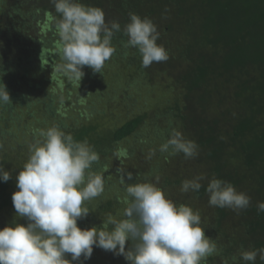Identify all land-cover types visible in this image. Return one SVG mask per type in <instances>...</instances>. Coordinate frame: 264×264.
<instances>
[{
	"label": "trees",
	"instance_id": "obj_1",
	"mask_svg": "<svg viewBox=\"0 0 264 264\" xmlns=\"http://www.w3.org/2000/svg\"><path fill=\"white\" fill-rule=\"evenodd\" d=\"M80 2L103 9L106 21H118L122 29L129 13L151 18L161 33L157 43L165 47L169 59L141 67L138 49H126L128 38L118 32L112 40L116 52L102 72L95 76L84 66L81 81L70 83L57 71L63 63V42L56 27L60 15L49 0H0V83L12 101L0 105V163L11 172V179L0 181V229L27 224L12 202L18 191L16 176L30 154L25 148L37 139L25 136L26 127L47 130L58 125L99 153L92 171L105 180L103 193L85 202L90 212L78 219V227L99 228L109 217L124 218L127 193L114 171L119 167L133 173L126 183H156L159 177L157 186L169 199L199 211L205 235L217 244L216 253L202 264H248L240 253L264 247V213L258 214L256 208L257 202H264V0ZM34 74L36 79H27ZM49 81L56 83L52 92L45 89ZM157 88L155 101L150 94ZM73 90L81 105L76 115L59 108ZM134 95L138 99L129 106L126 102ZM119 102L133 114L110 125L107 113ZM133 105L136 109H131ZM172 129L198 144L197 157L159 151ZM153 149L155 155L148 158ZM199 174L208 178L202 181L204 187L182 193V181ZM213 177L248 194L249 208L237 213L210 206L205 188ZM84 264L129 262L93 247ZM255 264L264 261L257 257Z\"/></svg>",
	"mask_w": 264,
	"mask_h": 264
},
{
	"label": "clouds",
	"instance_id": "obj_2",
	"mask_svg": "<svg viewBox=\"0 0 264 264\" xmlns=\"http://www.w3.org/2000/svg\"><path fill=\"white\" fill-rule=\"evenodd\" d=\"M60 15L56 25L63 42L62 64L57 71L69 79L81 81L84 66L101 73L105 62L115 54L112 44L116 33L127 36L124 47L138 49L141 67L166 62L169 53L158 44L160 31L151 18L129 13L123 29L118 21H106L99 7L85 5L80 0H49ZM12 104L4 83H0V105ZM29 145V158L16 176L18 191L12 202L18 217L27 224H14L0 229V264H84L91 258L93 247L123 256L129 264H202L217 251L215 240L207 237L201 227V215L185 204L177 205L156 183H126L133 173L117 169L127 196L122 219L109 217L102 227L81 229L78 219L89 214L86 201L100 196L105 180L92 171L100 159L87 141H77L73 135L53 125L39 133ZM3 146L0 145V148ZM198 144L172 129L159 151L182 153L185 159L199 155ZM150 150L148 158L155 155ZM11 179V172L0 163V181ZM199 174L182 181V193L199 192ZM210 206L228 208L237 213L249 208L251 197L221 178H211L205 188ZM257 212L264 213V202H257ZM111 225V229L107 228ZM130 246L126 248V243ZM71 255V259L66 258ZM264 261V247L244 250L240 258L255 264Z\"/></svg>",
	"mask_w": 264,
	"mask_h": 264
},
{
	"label": "rangeland",
	"instance_id": "obj_3",
	"mask_svg": "<svg viewBox=\"0 0 264 264\" xmlns=\"http://www.w3.org/2000/svg\"><path fill=\"white\" fill-rule=\"evenodd\" d=\"M60 55H58L59 57ZM47 65V64H46ZM60 65V64H59ZM88 71H92V69L90 68ZM98 73H95L94 75L96 76ZM27 79H30L31 81L36 79V75L34 74L33 75H27ZM56 81V80H54ZM48 82L49 85L46 86V91H49V92H52V90L54 89V87H56V83L55 82ZM68 81L71 83L72 82V79H69L68 78ZM77 81V80H75ZM75 84L74 86H71L72 88H75ZM71 90V88H70ZM156 91H152V94H150V96L152 97V99L154 98L155 101H157V98H158V92L160 90V88H157L155 89ZM92 91H93V88H92ZM82 93H84L83 91H81V95ZM93 93V92H92ZM92 93L90 94V97H92ZM79 93L78 91H75L73 90V92L71 91L70 93V98L68 99V101H66L65 103H62L59 108L62 110V112H68V110H73V114L76 115V113H79V109L81 108V105L78 103V100H79ZM137 95H134L133 98H130L127 100L126 103L129 104V106H131L132 102H136L137 100ZM148 101H150L149 99H146ZM121 103V105L118 107H113L112 111L109 112L108 110H106V112H109L107 113L109 116H110V121L108 123H110V125H113V124H120L121 122H123L124 120L130 118V115L133 114L132 111H126V105L122 102H119ZM101 104V102L99 103V105ZM99 107H102V105H100ZM131 109H136L135 106L133 105V107H131ZM129 110V109H127ZM26 121V120H25ZM103 122H107V120L105 119ZM41 127V128H40ZM8 128L10 129H13V126L11 124H9ZM27 128V131L25 130L24 134L26 137H37V139H40L41 137L39 136V132L42 131V130H45V128L43 126H39V128H34V127H26ZM142 133V132H141ZM34 138H32L33 140ZM25 152L27 153V155L29 154V146H26L25 148ZM119 163V166L122 167V164L120 162ZM117 168L119 167H115L114 171L116 172L117 171ZM123 169V168H121ZM95 247V246H94ZM95 249H98V247H95ZM97 252V251H96Z\"/></svg>",
	"mask_w": 264,
	"mask_h": 264
}]
</instances>
